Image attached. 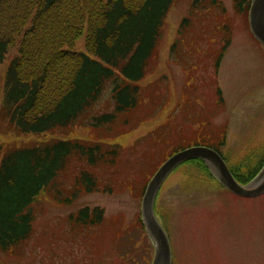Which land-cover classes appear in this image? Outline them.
<instances>
[{
  "label": "rangeland",
  "instance_id": "374dc122",
  "mask_svg": "<svg viewBox=\"0 0 264 264\" xmlns=\"http://www.w3.org/2000/svg\"><path fill=\"white\" fill-rule=\"evenodd\" d=\"M238 1L176 0L139 82L134 112L120 113L111 130L92 125L93 115L115 108L109 87L83 116L86 122L79 123L81 117L47 134L121 144L114 167L94 170L112 191L83 195L69 206L43 192L34 204L31 238L0 250V264H152L154 246L142 224V200L149 181L176 150L217 148L239 177L252 172L264 158V45ZM22 40L20 34L0 65V143L17 146L37 140L2 110L7 72ZM67 50L87 52L86 36L56 51ZM77 169L73 164L71 171ZM86 206L104 209L100 225L70 219ZM156 211L171 241L172 264H264V195H235L206 178L194 159L166 179Z\"/></svg>",
  "mask_w": 264,
  "mask_h": 264
},
{
  "label": "trees",
  "instance_id": "16d2710c",
  "mask_svg": "<svg viewBox=\"0 0 264 264\" xmlns=\"http://www.w3.org/2000/svg\"><path fill=\"white\" fill-rule=\"evenodd\" d=\"M175 1L0 0V65L23 35L19 54L7 72L2 110L23 133L37 137L20 146L0 143V250L8 251L31 238L34 204L43 192L69 206L83 195L112 191L100 184L95 171L116 165L124 149L121 144L46 136L69 128L81 117L79 123H84L83 116L109 87L115 108L93 115L92 125L111 130L120 113L134 112L139 82L150 69ZM251 2L240 0L237 7L249 11ZM84 35L87 52L56 51ZM125 120L129 124L131 118ZM194 161L206 178L224 187L203 159ZM73 164L77 171H71ZM263 166L264 158L243 178L230 168L245 185ZM104 217L103 208L86 206L70 219L95 227Z\"/></svg>",
  "mask_w": 264,
  "mask_h": 264
},
{
  "label": "water",
  "instance_id": "95a60500",
  "mask_svg": "<svg viewBox=\"0 0 264 264\" xmlns=\"http://www.w3.org/2000/svg\"><path fill=\"white\" fill-rule=\"evenodd\" d=\"M249 23L255 38L264 45V0H252ZM192 159H203L217 179L235 195L244 198L264 195V167L251 182L243 185L235 178L227 162L216 149L194 146L176 152L161 165L149 181L142 200V219L155 249L152 264H172L173 259L170 238L155 211L158 193L172 171Z\"/></svg>",
  "mask_w": 264,
  "mask_h": 264
}]
</instances>
